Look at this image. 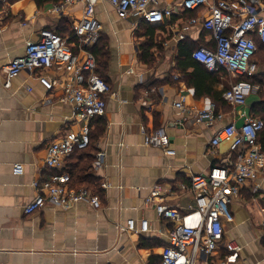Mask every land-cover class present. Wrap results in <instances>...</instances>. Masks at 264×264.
Returning a JSON list of instances; mask_svg holds the SVG:
<instances>
[{
	"label": "crops",
	"instance_id": "obj_1",
	"mask_svg": "<svg viewBox=\"0 0 264 264\" xmlns=\"http://www.w3.org/2000/svg\"><path fill=\"white\" fill-rule=\"evenodd\" d=\"M58 1L0 0V73L25 53L26 42L38 39L42 29L71 36L84 6L54 12ZM170 3L176 13L158 24L135 15L120 18L109 0L96 6L102 25L95 43L100 49L96 71L112 91L106 96L105 115L92 120V145L71 155L62 171L72 175L74 186L99 196L100 208L82 201L68 209L47 204L32 214L24 210L36 193L33 182L52 171L45 164L47 145L78 129L73 104L63 99L60 88L73 71L59 64L45 70L55 84L51 91L29 70L14 78L9 88L0 84V264H156L174 221L159 216L155 204L188 210L195 204L192 176L207 174L212 166L231 159L228 142L215 147L211 140L223 126H240L253 113L262 99L255 94L260 85L241 107L207 93L196 95L190 84L194 67L178 62L180 44H193V51L214 43L200 24L190 26L186 38L179 40L185 20L198 12L183 11L180 0H165L163 6ZM256 58L257 77L264 78V48ZM210 72L220 76V81H211L212 88L225 91L231 75ZM183 95L180 109L175 102ZM212 104L224 118L210 126L197 123L195 113ZM160 127L166 129L169 144H146L145 135ZM15 164L24 166L22 175L14 174ZM155 188L159 195L148 200ZM231 208L234 219L224 222L214 264H222L227 242L241 247L238 262L231 264H264V175L248 181ZM131 219L134 230L128 228ZM142 220L149 222L146 231L141 230Z\"/></svg>",
	"mask_w": 264,
	"mask_h": 264
},
{
	"label": "built area",
	"instance_id": "obj_2",
	"mask_svg": "<svg viewBox=\"0 0 264 264\" xmlns=\"http://www.w3.org/2000/svg\"><path fill=\"white\" fill-rule=\"evenodd\" d=\"M100 0H60L54 12H63L70 6L83 4V16L74 27L71 36L63 37L56 31L44 28L36 40L26 42L25 53L9 61L2 69L5 88L24 70L36 72L48 91L55 88L45 70L63 65L73 71V76L63 81V99L72 102L76 131H67L47 145L46 167L51 173L34 181L35 196L25 205V212L32 214L47 204L68 209L85 201L95 208L102 206L99 196L88 188L74 186L72 175L63 172L66 160L77 150L90 146L92 120L104 116L107 110L106 96L111 93L110 83L96 72V56L91 50L100 37L102 25L96 17ZM120 18L138 16L151 24L162 23L171 18L176 10L173 4L163 6L165 0H109ZM183 11L196 10L195 16L186 19V25L177 38H186L190 26L200 24L209 33V42L192 51V57L210 71L225 70L232 80L224 91V99L233 107L245 106L254 90L251 78L257 75L259 66L254 56L258 45L253 35L257 33L264 43V0H180ZM71 40V43L69 42ZM78 48V52L74 51ZM0 73V78H1ZM186 97L175 102L183 108ZM224 118L222 110L212 104L194 115L197 123L213 125ZM264 128L261 117L249 114L237 126L229 123L220 128L211 140L217 147L228 142L231 159L222 165H214L207 174L191 178V191L195 204L181 211L163 202L155 204L163 218L172 219L174 226L169 233V242L163 248L161 261L156 264H214L224 238V222L232 221L231 203L248 181L264 175V150L258 137ZM145 143L155 147L169 144L164 127L145 135ZM104 152L99 153L101 157ZM14 174L22 175L24 166L15 164ZM107 186V184H103ZM159 195L155 188L148 200ZM264 224V219H263ZM148 220H142L141 230L148 229ZM128 228H136L135 220L128 221ZM227 251L222 264L237 263L241 247L234 242L225 244Z\"/></svg>",
	"mask_w": 264,
	"mask_h": 264
},
{
	"label": "trees",
	"instance_id": "obj_3",
	"mask_svg": "<svg viewBox=\"0 0 264 264\" xmlns=\"http://www.w3.org/2000/svg\"><path fill=\"white\" fill-rule=\"evenodd\" d=\"M56 1H58V0H56ZM38 2L41 3L42 0H38ZM253 37L257 42V45H258L257 52H258L264 48L262 45L263 42L259 39L257 33L254 34ZM98 47L99 46L96 47V45H94L91 48V50L93 51L94 54L99 53L100 49ZM192 47H193V44L192 45L188 44V43L180 44V48H181L180 49V60L178 62L182 63V65H184L185 67L190 66V65L194 67V72H193V80L194 81L193 82L190 81V84L195 87L196 95L202 96L203 93H207L215 100H220V99L224 100V98H223L224 90L223 91H217V90L213 89L211 84H210L212 80L220 81L219 74L215 73V72L208 71L207 68L204 67V65H202L201 63H199L198 61L193 59ZM257 52L254 56L255 61H257V58H256ZM223 71L226 72L225 70H223ZM251 81H252V83L254 82L255 85L258 83L260 85V88H262V90H263L264 78L262 75L260 77H257V75L253 76L251 78ZM262 93H263V91H262ZM261 98H262L261 101L259 103H257L256 105H254L252 115L261 117L264 120V96H261ZM99 117H101V116H99ZM99 117H96L94 119L96 120ZM258 141H259L262 149L264 150V128L259 133ZM92 142H93V140H92V131H91L90 146L92 145ZM90 146L86 149H83V150H77L76 152H82L84 150H87L90 148Z\"/></svg>",
	"mask_w": 264,
	"mask_h": 264
},
{
	"label": "rangeland",
	"instance_id": "obj_4",
	"mask_svg": "<svg viewBox=\"0 0 264 264\" xmlns=\"http://www.w3.org/2000/svg\"><path fill=\"white\" fill-rule=\"evenodd\" d=\"M149 46H150V45H149ZM149 46H148V47H149ZM151 58H154V55H152ZM253 84H254V82H253ZM255 86H256V85L254 84V87H255ZM256 88H257V89H256L255 94L258 95V96L260 95V97H261V96H264V87H263V90H262V88H259L258 86H257ZM262 91H263V93H262Z\"/></svg>",
	"mask_w": 264,
	"mask_h": 264
}]
</instances>
